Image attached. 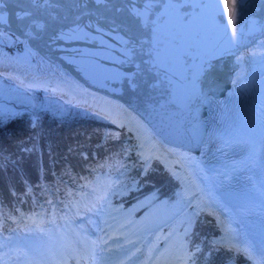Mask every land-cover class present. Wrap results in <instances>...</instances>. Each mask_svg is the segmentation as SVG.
I'll return each mask as SVG.
<instances>
[{"label": "bare ground", "instance_id": "bare-ground-1", "mask_svg": "<svg viewBox=\"0 0 264 264\" xmlns=\"http://www.w3.org/2000/svg\"><path fill=\"white\" fill-rule=\"evenodd\" d=\"M111 3L113 5L111 24L108 27L104 26L102 31L112 46L117 77L123 81L116 86L122 87L129 96L132 95L131 97L142 108L157 119L158 125L165 126L172 136L180 138L183 136L181 122L187 116L188 103L191 102L192 80L213 68L225 45L232 40V34H225L233 29V26L238 27L236 38H239L237 35L247 26L260 21L263 17L261 13H264L262 0H244L243 4H240L239 0H219L220 8L224 13L223 24L227 25L225 30L219 26L220 18H213L212 10L205 6V0H176L173 7H167L166 1L151 2V0L149 3H141L140 0H112ZM108 7L110 6L101 3L97 10L104 11ZM230 10L237 12L234 19L229 18ZM109 50L107 47V51ZM231 58L235 66L230 70V80L264 88V36H259L254 42L233 52ZM175 65L182 67L183 72L187 74L183 79L176 76L172 69ZM52 67L56 68L54 65ZM0 72L17 81L23 80L24 71L17 65L0 62ZM61 73L67 75L65 72ZM56 91L64 97L74 96L70 86L60 85ZM104 101L109 113L118 118L128 119L137 126L141 151L150 153L162 148L164 152H169L166 158H174L181 163L179 173L186 181V188L183 190L185 197L175 208L176 212L170 213L169 216L178 214L185 202H191L197 208L210 205L215 208L224 226L221 236L236 240L252 251L253 244L246 235L240 217L221 199L210 179V175L218 179V175L223 172H240L235 159L215 146H211L213 161L202 159L196 151L198 148H206L207 143L198 135L193 137V150L170 143L162 144L159 142V135L153 132L137 114L113 99L104 98ZM189 121L191 125L188 131L198 130L199 125H196L194 119L189 118ZM225 191L235 199L240 210H243L246 201L250 200L264 205V191L245 174H241V186L237 194L227 189ZM142 199L138 198L130 202L118 212L107 213L102 223L104 229L101 234L93 236L96 246L90 258L100 252L95 264H113L117 257L126 259L127 264L134 260L128 251L121 248L127 242L133 241L128 239L135 236L134 231L140 227L136 226L125 238L118 240L119 232L114 231L108 224ZM159 204L158 200L149 206L140 216L143 220L137 219L136 222L147 221ZM132 222L133 220H130L123 226ZM261 231H264V228ZM23 240L39 263L48 261L37 251L33 242H30L31 239L23 238ZM136 245L137 242L130 251H133ZM254 258L257 260L256 256ZM17 262L15 264L21 263L20 258ZM254 263L260 264V262Z\"/></svg>", "mask_w": 264, "mask_h": 264}, {"label": "trees", "instance_id": "trees-1", "mask_svg": "<svg viewBox=\"0 0 264 264\" xmlns=\"http://www.w3.org/2000/svg\"><path fill=\"white\" fill-rule=\"evenodd\" d=\"M63 103L64 106L52 103L18 114L0 115V207L3 217L7 218L5 211L14 209V204L27 207L29 194L42 195L40 185L44 182L37 181L38 178L50 183L64 200L66 193L60 179L72 183L81 177L78 172L85 176L88 169L115 171L119 168L114 165L118 159L112 163L111 155L130 136L111 120L100 118L71 102ZM90 151L98 154L89 164V158L93 157ZM132 172L137 176V187L129 190L127 198L148 188L157 193H169L175 183L172 175L160 168L155 160L143 172L138 166ZM25 181H30L29 185L33 187L29 193L24 189ZM212 221L204 210L194 216L188 240L196 264H219L227 255L233 258L231 264H243L247 258L240 251L231 252L229 248L213 245L207 240L208 233L215 230ZM0 238H3L1 232Z\"/></svg>", "mask_w": 264, "mask_h": 264}, {"label": "water", "instance_id": "water-1", "mask_svg": "<svg viewBox=\"0 0 264 264\" xmlns=\"http://www.w3.org/2000/svg\"><path fill=\"white\" fill-rule=\"evenodd\" d=\"M111 1L0 0V28L22 40L26 50L36 54L46 63L54 65L57 71L65 72L82 88L90 91V100L83 103L85 107L111 117L104 98L118 101L137 114L160 138L177 144L178 141L175 140L177 137L172 136L165 126L158 125L157 119L142 108L131 97L132 95L129 96L122 87L116 86L123 81L117 77L112 46L102 31L104 26L108 27L111 24L113 9ZM149 1L140 0L141 3H149ZM163 1L167 2V0ZM175 2L176 0H173V3ZM101 3L110 7L98 11ZM247 28L248 26L240 33L245 39ZM233 31L234 29L226 34H233ZM261 36H264V33ZM230 62L235 66L232 58ZM172 69L176 75L179 74L177 65ZM179 144L184 143L179 142ZM210 179L221 199L236 210L238 204L235 199L217 185L212 175ZM245 230L255 242V234L247 228Z\"/></svg>", "mask_w": 264, "mask_h": 264}, {"label": "rangeland", "instance_id": "rangeland-1", "mask_svg": "<svg viewBox=\"0 0 264 264\" xmlns=\"http://www.w3.org/2000/svg\"><path fill=\"white\" fill-rule=\"evenodd\" d=\"M17 40L18 39L11 36L6 31L0 29V62L11 63L15 66L17 65L18 67L23 66L21 68L24 71L23 80H21L22 82L20 80L17 81L11 76L0 72V115L5 116L8 114H17L21 110L32 109L33 107H42L52 103H59L64 106V103L62 101L66 102L69 100H73V98L61 97L53 91V89L56 90V88L60 85L71 86L72 92L79 97L80 95H85V91L81 89L80 85L77 82L73 81L69 76L64 75L63 73L55 70L51 65L39 59L36 54L26 50L24 48V45H22V40L21 42H18ZM51 85H53V89L50 87ZM62 108L66 109L65 107ZM84 109L88 110L87 108ZM120 120L121 122L125 123L124 125L126 129L131 131L130 133L133 136L132 146L136 147V144L140 146V139L137 135V126L134 125V122L128 119H126V121L125 118H120ZM159 142H161V140H159ZM160 152L164 153L165 156L169 153L165 151L167 153L166 154L164 152V149L162 148L159 149V151H155L153 153ZM91 153L93 154L95 152L91 151ZM132 154V152H128L126 150L121 151V156H123V159L120 162V165L123 166H121L120 169V176L116 179L110 177L111 174H107L104 171H101L98 174L97 171L94 172V175H96L95 182L98 186L93 185L87 187L84 192L80 193L81 196L87 195L88 193H90L91 189L94 190V192L98 193V195L94 197L95 199L91 207L75 208L76 212L71 214L72 217H69L68 213H65V215L61 216L58 220H44V222L42 223L27 222L22 224L20 227H16L15 225L5 226L2 232L7 235V250L5 252L1 251L2 254H0V262H2V264H15L18 263L17 261L20 258V261L22 262L20 264H30V261L33 259V255L28 253V257L30 260L26 261L23 258L24 254L22 252V249H18L17 251L15 250V247H11V243H13L15 235H20L21 232H24L25 234L28 232L32 233L37 250L39 251L40 249V251H44L43 246L46 245L48 247L49 244L53 242L49 237L50 234L56 233V235L64 241L63 235L65 229V232L68 233V237L71 240H74L73 243L75 242V247L77 251H81L84 249L88 253H91L92 250L95 248V242L92 240V238L90 237L91 235H89V233L96 235L99 234V227L103 225V222H101L100 225L99 222L102 219L105 220L106 215L102 216V214L107 209L109 205L108 203L113 202L114 204H117V206H120V200L122 199L121 195L125 194L128 188H132L136 184V177L131 173V169H126L124 167L137 158H131ZM234 159L235 158H233V160ZM234 161L237 163V167L240 169V163L238 162V160L235 159ZM140 162L141 165H145L146 161L142 160ZM167 162L172 165H176V167L172 169V172L173 174H178V183L176 184V191L178 192V196L175 198L173 197L169 201L165 200V206H162L159 209L160 214L168 210H173L176 206L181 203V200L185 197L183 194V190L186 188V181L184 180L183 176L179 173V170L181 169V163L174 158L168 159ZM133 166H136V164L133 163ZM103 175L105 177H103ZM256 185L261 188L258 184ZM24 189H30L29 183H25ZM49 189L51 188L49 187ZM101 189L103 190L102 193ZM191 207L194 208V211H196V209L201 208H205L210 211L216 221L217 229H223L224 226L218 215L215 214L211 208H208L206 206L197 208L193 205V203L189 202V204L182 208L178 215L184 212L189 213L193 210L191 209ZM69 209L72 210V207L69 206L68 210ZM44 223L48 224L44 225ZM58 225H61L60 233L58 231ZM6 227H10V230H6ZM21 227L24 229H22ZM7 231H9V233H7ZM101 232L102 231H100V234ZM242 248L245 252H248V248H246V246H242ZM49 251L51 252V250ZM49 256L50 260L54 261L52 255ZM230 260L232 259L229 258L228 261ZM251 263L252 261L246 262V264Z\"/></svg>", "mask_w": 264, "mask_h": 264}, {"label": "snow or ice", "instance_id": "snow-or-ice-1", "mask_svg": "<svg viewBox=\"0 0 264 264\" xmlns=\"http://www.w3.org/2000/svg\"><path fill=\"white\" fill-rule=\"evenodd\" d=\"M33 2H35V0H33ZM151 2H163V0H151ZM240 4L244 3V0H239ZM205 6L210 8L212 10V15L213 18H220L219 19V26L224 28L226 30L227 25L223 24V10L220 8L219 5V0H205ZM167 7H173V0H167ZM230 19H234V17L237 15V12H233L232 10H230ZM235 23V20H234ZM232 41L235 42L236 41V31L234 29L233 31V37H232ZM201 71H203V69H201ZM0 264H2V262H0Z\"/></svg>", "mask_w": 264, "mask_h": 264}]
</instances>
